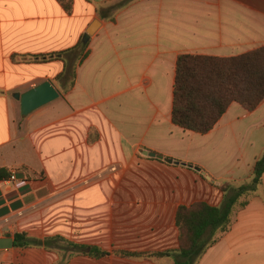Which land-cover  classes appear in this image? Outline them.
Instances as JSON below:
<instances>
[{"label": "crops", "instance_id": "obj_1", "mask_svg": "<svg viewBox=\"0 0 264 264\" xmlns=\"http://www.w3.org/2000/svg\"><path fill=\"white\" fill-rule=\"evenodd\" d=\"M94 21L100 27L84 45ZM262 47L264 0H73L71 14L58 0H0V169L17 175L0 181V239L26 233L108 251L177 250L178 238L157 251L158 219H172L179 236L180 206H220V185L249 184L264 153V102L253 112L233 103L200 135L212 143V162L190 156L179 135L196 133L172 123L178 57ZM64 61L67 77L57 80ZM45 81L61 97L23 117L14 95ZM207 176L220 193L195 200ZM247 202L197 264H264V177ZM58 261L44 248L0 249V264ZM68 264L158 261L76 256Z\"/></svg>", "mask_w": 264, "mask_h": 264}, {"label": "trees", "instance_id": "obj_2", "mask_svg": "<svg viewBox=\"0 0 264 264\" xmlns=\"http://www.w3.org/2000/svg\"><path fill=\"white\" fill-rule=\"evenodd\" d=\"M66 13L71 14L73 0H58ZM125 2L122 4L124 5ZM81 42L78 47H81ZM86 49L87 46H82ZM63 55V53H60ZM87 54H82L80 64ZM43 58V57H41ZM80 58V56H79ZM45 59H42L43 62ZM62 80L69 71L67 61ZM74 78V73L71 71ZM74 86L72 82L71 87ZM264 102V47L246 54L218 58L200 55L178 57L173 92L172 123L184 131L207 135L218 124L233 103L253 112ZM11 172L0 169V181L7 180ZM264 177V153L257 160L252 181L234 188L231 183L219 187L224 195L220 206L197 202L190 207L180 206L176 214L179 231V248L174 251L153 253L125 250L108 251L98 246H85L69 242L62 237L32 239L26 233L14 236L15 248H44L56 252L61 259L56 264H68L76 256L103 259L110 256L121 258L163 260L174 259V264H197L204 253L217 241L219 234L227 233L234 222V210L245 208L247 201L240 199L256 193Z\"/></svg>", "mask_w": 264, "mask_h": 264}, {"label": "rangeland", "instance_id": "obj_3", "mask_svg": "<svg viewBox=\"0 0 264 264\" xmlns=\"http://www.w3.org/2000/svg\"><path fill=\"white\" fill-rule=\"evenodd\" d=\"M78 64V62H77ZM189 135V136H188ZM181 134L179 135V137H181L184 141V146L187 147V151L189 152L190 156H192L195 159H202L203 160H208L210 162H212L211 158H212V143L211 141H207L204 140L203 136L200 135H191V134ZM203 151L205 152V155H203ZM205 179V178H204ZM205 190L202 196H196V193L194 194L195 196V200L196 199H202L205 200V198L207 196H211L209 199H215L214 196H216L218 193V191H215L213 187V185L211 184L210 181H207L205 179ZM215 191V193H214ZM220 191V189H219ZM210 193V194H209ZM213 193V194H212ZM209 194V195H208ZM253 196V193H250L249 195H246L245 197H242L240 199V203H243L244 201H248L251 197ZM161 223H158V239L156 241L157 243V251H162L164 249L167 248H171L174 247L177 244V238H178V232L177 235L174 237V233L176 232L174 223H172V219H158ZM146 223V222H144ZM163 233H168V236L164 237L162 235ZM179 242V241H178ZM59 256V255H58ZM61 259V257L59 256V260ZM162 261V260H161ZM160 260L158 261V264H172L169 260V262H165Z\"/></svg>", "mask_w": 264, "mask_h": 264}, {"label": "water", "instance_id": "obj_4", "mask_svg": "<svg viewBox=\"0 0 264 264\" xmlns=\"http://www.w3.org/2000/svg\"><path fill=\"white\" fill-rule=\"evenodd\" d=\"M100 27L99 21H94L82 38V43L84 45L88 44L91 37L97 32ZM61 97L60 92L54 87L50 81H45L44 83L36 86L35 88L29 90L24 94L16 93L14 98L21 103V114L23 117H28L38 109L58 100ZM151 158H158L159 160H164V157L157 155L154 152L146 153ZM169 164L173 163V160L166 159ZM185 166V165H184ZM196 171L201 172L200 168H195ZM207 180L215 183L211 180L209 176L206 177ZM14 247V239L6 238L0 239V249H11Z\"/></svg>", "mask_w": 264, "mask_h": 264}, {"label": "built area", "instance_id": "obj_5", "mask_svg": "<svg viewBox=\"0 0 264 264\" xmlns=\"http://www.w3.org/2000/svg\"><path fill=\"white\" fill-rule=\"evenodd\" d=\"M110 172H116V167L113 166L110 168ZM8 183H13L17 181V175L15 173H12L10 177L6 180Z\"/></svg>", "mask_w": 264, "mask_h": 264}, {"label": "snow or ice", "instance_id": "obj_6", "mask_svg": "<svg viewBox=\"0 0 264 264\" xmlns=\"http://www.w3.org/2000/svg\"><path fill=\"white\" fill-rule=\"evenodd\" d=\"M26 2H27V0H26Z\"/></svg>", "mask_w": 264, "mask_h": 264}]
</instances>
